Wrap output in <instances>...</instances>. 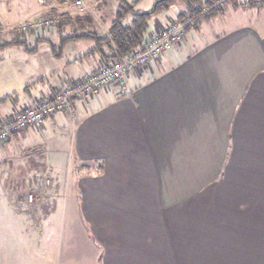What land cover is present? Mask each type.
<instances>
[{
    "label": "crops",
    "instance_id": "0c3cea01",
    "mask_svg": "<svg viewBox=\"0 0 264 264\" xmlns=\"http://www.w3.org/2000/svg\"><path fill=\"white\" fill-rule=\"evenodd\" d=\"M107 1L99 14L108 26L119 0ZM140 1L135 9L148 12L156 0L146 1V11L136 8ZM58 3L4 0L0 27L69 15ZM258 3L202 19L181 44L131 71L126 93L103 89L75 101L74 118L55 114L0 145V204L17 207L24 226L33 225L18 235L7 224L0 264H264ZM182 13L179 1L159 10L145 37ZM68 32L29 36L26 52L14 46L23 51L5 68L14 82L0 83V122L104 63L92 53L93 35L63 41ZM43 177L58 198L29 203L26 192Z\"/></svg>",
    "mask_w": 264,
    "mask_h": 264
},
{
    "label": "built area",
    "instance_id": "2783aa9c",
    "mask_svg": "<svg viewBox=\"0 0 264 264\" xmlns=\"http://www.w3.org/2000/svg\"><path fill=\"white\" fill-rule=\"evenodd\" d=\"M70 5L84 15H92L98 9L102 0L92 6L87 0H58ZM59 22V17H40L25 21L12 28L10 32L19 35L39 34L49 31ZM198 27V17H187L183 21L167 19L164 26L145 37L143 49H135L129 53H117V57L110 59L97 70L86 75L81 81H70L62 84L53 93L46 97L25 104L22 110L14 115L4 117L0 124V145L13 134L27 128H37L47 117L63 114L70 118L75 117V101L85 100L106 88H115L120 94L127 92V75L138 68L149 65L159 59L164 53L172 50L183 42L187 29ZM0 27V33L2 32ZM27 37L23 38L25 41ZM48 184V182H47Z\"/></svg>",
    "mask_w": 264,
    "mask_h": 264
},
{
    "label": "trees",
    "instance_id": "16d2710c",
    "mask_svg": "<svg viewBox=\"0 0 264 264\" xmlns=\"http://www.w3.org/2000/svg\"><path fill=\"white\" fill-rule=\"evenodd\" d=\"M157 1L155 2L156 5L153 6V9L148 12H142L135 9L134 4H136L137 0H119L115 19L108 25L107 30L104 34H100L99 32L95 31L94 24L88 17L86 18L82 16H70L68 14L59 16L53 15L59 17V22L54 27L59 31H62V29L65 28L69 30V37L65 38L63 41L86 38L89 34L93 35V39L95 41V49L92 53L99 54V56L104 60V63H106L110 59L116 58L117 53L126 54L135 49H143L145 46L143 45L144 37L149 26L148 20L150 16L154 15L159 10L168 7L174 2L179 1L185 6V13H182L180 15L181 18H177V20L179 19L183 21L186 17L194 18L193 16H199L203 13V10H205V14L202 17L203 19H213L217 15L221 14L225 3L229 2L230 0ZM104 2L105 0H102L99 4V7L103 5ZM230 2H232L231 5L234 8H239L242 6L246 8H253L256 6L255 4L257 2L264 3V0H247L243 3H236L234 0H231ZM125 16H130V21H128L127 23L124 22ZM85 27L88 29H92V33H81L82 28L85 29ZM27 45V41H24L23 37H20L19 34H16V36H12L11 39L0 42V50L11 46H18L21 47L24 51H27ZM4 101L5 99L0 100V102Z\"/></svg>",
    "mask_w": 264,
    "mask_h": 264
},
{
    "label": "rangeland",
    "instance_id": "374dc122",
    "mask_svg": "<svg viewBox=\"0 0 264 264\" xmlns=\"http://www.w3.org/2000/svg\"><path fill=\"white\" fill-rule=\"evenodd\" d=\"M3 1L4 0H2L1 2H3ZM109 1L110 0H108L107 2H109ZM146 1L147 0H143L141 4L138 3L136 8H138V9L140 8V9L146 11L148 8H150L149 4L147 7ZM230 1L225 3V5H224L225 8H229L231 6L232 2H230ZM234 1L236 3H243L244 1H247V0H234ZM86 2H87L88 6H92L95 3V2H90L89 0H87ZM138 2H141V1L138 0ZM155 2H153L152 7L154 6ZM59 3H61V2H59ZM59 3L57 6L59 7L60 11H64L67 13L69 12L70 16H79V17L82 16V17H86V18L88 17L92 21V23L94 24L95 31L99 32L100 34H102L103 32H106V29L108 26L106 25V22L104 21V19L101 17V14H99L100 7H98V9L93 11L92 15H84V14L79 13L74 8L70 7L69 5H63L62 3L61 4H59ZM255 5L258 6L259 3L257 2ZM3 9H5V8L2 6V4H0V12L4 11ZM204 14H205V10H203L202 14H200L199 16H196V17H198V25H199V22L203 19L202 17L204 16ZM43 17H48V16H43ZM193 17L195 18V16H193ZM17 18H19V17H17ZM38 18H40V17H38ZM25 21H29V20H25ZM25 21H23V22H25ZM13 25H15V24H13ZM54 28L55 27L51 28L50 31ZM194 29H196V28H194ZM194 29H192V30H194ZM2 30L3 31L0 33V42L7 41V40L11 39L12 36H16V34H17L15 32L13 35L12 32H10V31H12L11 28L9 29V27H7V26L3 27ZM188 30H191V29H187V31ZM42 34H43V32H40L39 36ZM29 36L35 37L36 35L35 34L20 35V37H23V38H25V37L28 38ZM64 36H66V33H64ZM52 40L54 41V50H56V52L60 53V51L62 49H61L59 37L54 38L52 36ZM17 49H19V51H23L22 49L16 48L14 46L12 48L0 50V83H2L1 87H5L6 85H9L14 79L12 76H8L7 73H5L6 72L5 68L8 64H10L12 57L17 56V55H22V54H18L16 52ZM101 65H103V64H101ZM42 181H43V183H42ZM47 182H48V184H47ZM58 194H60V193H58ZM58 194L52 190L50 178L49 177H43L41 180H39L36 187H33L32 190L30 188L28 189V191L25 194V197L29 203H32L34 200L37 202V200L38 201H42V200L47 201L50 199H57L58 198L57 196H59ZM11 210H14L13 214L11 213ZM11 210L8 207V205H6L5 203L3 205L0 204V240L5 237V235L8 231L7 224H9V226L12 227L13 233H18V235L21 234L23 231H26L25 228H29L27 231L33 230V228H32L33 225L32 226L26 225V227L24 226L23 216L21 214V211H19V209L17 207L14 206V208ZM53 227H54V225H53Z\"/></svg>",
    "mask_w": 264,
    "mask_h": 264
},
{
    "label": "water",
    "instance_id": "95a60500",
    "mask_svg": "<svg viewBox=\"0 0 264 264\" xmlns=\"http://www.w3.org/2000/svg\"><path fill=\"white\" fill-rule=\"evenodd\" d=\"M157 2H159V1H157ZM156 5V3L154 4V6Z\"/></svg>",
    "mask_w": 264,
    "mask_h": 264
}]
</instances>
